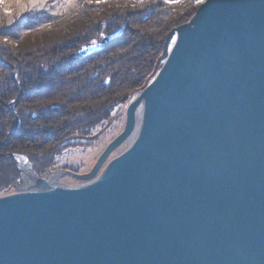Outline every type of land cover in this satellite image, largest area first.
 <instances>
[{"label": "water", "instance_id": "95a60500", "mask_svg": "<svg viewBox=\"0 0 264 264\" xmlns=\"http://www.w3.org/2000/svg\"><path fill=\"white\" fill-rule=\"evenodd\" d=\"M175 31L92 173L43 179L12 155L38 184L0 197V264H264V0H204L160 60ZM142 100L127 150L93 182L58 183L91 180Z\"/></svg>", "mask_w": 264, "mask_h": 264}, {"label": "trees", "instance_id": "16d2710c", "mask_svg": "<svg viewBox=\"0 0 264 264\" xmlns=\"http://www.w3.org/2000/svg\"><path fill=\"white\" fill-rule=\"evenodd\" d=\"M195 5L196 0H2L0 195L21 185L11 154L26 156L45 179L61 153L107 126L118 107L139 95L162 67L167 37L190 21ZM105 37L110 41L102 51L77 55L83 45Z\"/></svg>", "mask_w": 264, "mask_h": 264}, {"label": "rangeland", "instance_id": "374dc122", "mask_svg": "<svg viewBox=\"0 0 264 264\" xmlns=\"http://www.w3.org/2000/svg\"><path fill=\"white\" fill-rule=\"evenodd\" d=\"M195 6H199V4L196 3ZM162 62L160 60L161 65H163ZM128 104L129 102L125 105L118 107L114 112L110 123L105 127L96 128L92 136L88 140L75 141L79 142L80 145H77V147H70L68 150L61 153L56 158L57 164L55 165V169L53 168V171L56 172L57 170L63 169L75 172L80 175L92 173L98 160L100 159L107 146L115 137H117L122 132L126 123V112ZM125 141H123L116 149L109 153V155L104 160L100 168L96 171L95 175L91 180L82 181L73 178L72 176H62L61 178H59L58 183L66 186H78L93 182L100 176L103 169L106 167V165L111 159L118 157L122 154V152L128 149V143ZM16 191V189H11L7 191L5 195L15 193ZM5 195L1 194L0 197Z\"/></svg>", "mask_w": 264, "mask_h": 264}, {"label": "bare ground", "instance_id": "6f19581e", "mask_svg": "<svg viewBox=\"0 0 264 264\" xmlns=\"http://www.w3.org/2000/svg\"><path fill=\"white\" fill-rule=\"evenodd\" d=\"M177 39H178V32L175 31L168 39V44H167V47H166V54L161 60V62L163 61L162 63H164L166 61L168 55L171 53V51H172V49H173V47L175 45ZM156 74H157V72L155 73L154 76H152L150 78L149 82L152 81V79L156 76ZM149 82H148V84H149ZM139 95H137L133 100H135ZM10 107H12L11 104H10ZM142 115H143V100L140 101L137 104V108H136V111H135V117H136L135 128L131 132V134L126 138V141H125V142L128 143V148L134 143V141L136 139L137 132H138V125H139V123H140V121L142 119ZM12 155H15V154H11L10 156L12 157ZM17 155H19V154H17ZM16 159H17L19 167H20V169L22 171V177L20 178L21 179V185H22V182H23V184H25L28 187L36 186L38 184V180L32 174V172L30 170V167H29V165L27 163V160L25 158H22L21 156H17ZM20 175H21V172H20ZM48 182L50 183V186L51 185H55V184H57V178L53 177ZM86 184H88V183H86Z\"/></svg>", "mask_w": 264, "mask_h": 264}, {"label": "snow or ice", "instance_id": "6c2138e0", "mask_svg": "<svg viewBox=\"0 0 264 264\" xmlns=\"http://www.w3.org/2000/svg\"><path fill=\"white\" fill-rule=\"evenodd\" d=\"M0 2H2V0H0ZM29 2L33 4H42L44 0H29ZM99 2H101V0H97V3ZM169 2H175V0H169ZM196 3L202 4L204 3V0H196Z\"/></svg>", "mask_w": 264, "mask_h": 264}]
</instances>
